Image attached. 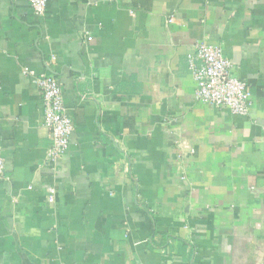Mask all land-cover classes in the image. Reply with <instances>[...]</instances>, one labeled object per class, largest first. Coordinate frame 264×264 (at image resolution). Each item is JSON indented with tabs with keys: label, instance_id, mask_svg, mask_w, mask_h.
<instances>
[{
	"label": "crops",
	"instance_id": "0c3cea01",
	"mask_svg": "<svg viewBox=\"0 0 264 264\" xmlns=\"http://www.w3.org/2000/svg\"><path fill=\"white\" fill-rule=\"evenodd\" d=\"M200 42L248 117L196 100ZM42 74L75 125L58 175ZM0 153V264H264V0H0Z\"/></svg>",
	"mask_w": 264,
	"mask_h": 264
},
{
	"label": "built area",
	"instance_id": "2783aa9c",
	"mask_svg": "<svg viewBox=\"0 0 264 264\" xmlns=\"http://www.w3.org/2000/svg\"><path fill=\"white\" fill-rule=\"evenodd\" d=\"M34 12L43 16L48 0H24ZM174 22L171 17L166 25ZM190 73L196 83L197 101L217 109H228L234 116L248 117L253 108V97L246 82L235 73L233 62L228 59L220 46L200 42L189 54ZM34 83L43 96V125L49 131L50 146L47 150V162L58 175L57 166L68 154L70 141L75 131L72 118L67 113L63 101L62 85L54 75L42 74L35 77ZM6 162L0 153V182L5 177ZM184 180L185 177H182ZM48 202L56 201V188L49 187Z\"/></svg>",
	"mask_w": 264,
	"mask_h": 264
}]
</instances>
